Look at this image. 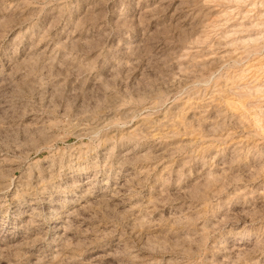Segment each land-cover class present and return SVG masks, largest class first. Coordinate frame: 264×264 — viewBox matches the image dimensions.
<instances>
[{
    "label": "clouds",
    "instance_id": "1",
    "mask_svg": "<svg viewBox=\"0 0 264 264\" xmlns=\"http://www.w3.org/2000/svg\"><path fill=\"white\" fill-rule=\"evenodd\" d=\"M0 261L264 264V0H0Z\"/></svg>",
    "mask_w": 264,
    "mask_h": 264
},
{
    "label": "rangeland",
    "instance_id": "2",
    "mask_svg": "<svg viewBox=\"0 0 264 264\" xmlns=\"http://www.w3.org/2000/svg\"><path fill=\"white\" fill-rule=\"evenodd\" d=\"M177 2H179V0H177ZM69 143H71V140H69ZM13 174L14 175H19V173H13ZM13 209H15V204H13ZM165 214H167V210H165ZM8 232H9V228L6 227L4 229L3 238L6 239V240H9V243L15 242L8 235ZM103 254H104L103 249L97 248L96 251L91 254V256L100 257V256H103ZM91 256L89 257V259H91ZM0 264H6V262L0 261Z\"/></svg>",
    "mask_w": 264,
    "mask_h": 264
}]
</instances>
